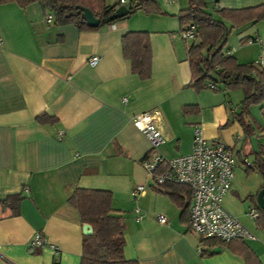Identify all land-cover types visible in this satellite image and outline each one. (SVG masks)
Listing matches in <instances>:
<instances>
[{
  "label": "crops",
  "instance_id": "obj_1",
  "mask_svg": "<svg viewBox=\"0 0 264 264\" xmlns=\"http://www.w3.org/2000/svg\"><path fill=\"white\" fill-rule=\"evenodd\" d=\"M157 1L161 13L138 11L96 30L47 22L49 12L37 1L25 6L0 2V264H80L85 223L68 201L78 187L111 192L113 212L125 223L126 258L139 264H244L228 244L207 246L209 252L199 256V237L181 222L178 205L148 176L141 159L154 151L131 118L152 110L160 112L165 141L159 151L166 157L190 153L197 124L209 140L233 149L237 166L223 206L253 233L254 239L241 241L264 264V228L246 215L254 199L244 198L240 206L232 197L244 189L238 180L243 176L241 165L250 168L242 149L249 140L254 153L264 144V135L259 130L244 133L232 112L239 109L230 90L193 87L188 44L179 34L177 15L188 0ZM205 2L230 9L264 4ZM233 29L238 43L224 49L242 64L261 56L259 65L264 67V50L245 40L263 34L264 19ZM128 31L149 33L147 78L132 72L123 56L121 39ZM94 55L100 61L91 66L88 59ZM188 104L197 105L198 111L185 114ZM256 107L250 108L251 115L262 123ZM42 114L50 119L40 122L37 117ZM137 185L145 191L133 198ZM13 194L21 195L16 214L1 205ZM135 207L142 214L138 221ZM160 214L167 222L158 221ZM36 233H42L47 244L35 252L29 242ZM215 247L219 252H213Z\"/></svg>",
  "mask_w": 264,
  "mask_h": 264
},
{
  "label": "trees",
  "instance_id": "obj_2",
  "mask_svg": "<svg viewBox=\"0 0 264 264\" xmlns=\"http://www.w3.org/2000/svg\"><path fill=\"white\" fill-rule=\"evenodd\" d=\"M7 1H16L21 6L37 1L52 14V21L55 24L71 23L80 30H96L116 20L129 18L138 11L147 14L162 12L157 0H129L125 4L127 14L117 19H110V15L118 4H121L120 2L108 5L105 0H0ZM84 7L90 9L99 19L97 26L87 24L82 15ZM208 7L211 9L208 10ZM177 15L182 29L191 23L196 27V39L185 40L189 41L187 58L193 87L197 90L207 88L215 92L241 89L243 98L239 103V111H233L234 118L238 120L245 134L251 135L255 130H259L264 135V67L254 62L239 63L228 52L229 49H224L233 28L264 19V4L230 9L213 4L209 6L205 0H188V6L179 10ZM249 37L245 39L246 42ZM121 45L123 56L130 62L132 72L140 78L149 77L151 72L149 33L128 31L122 36ZM210 84L213 87H210ZM255 105L259 106L262 123L251 115L250 108ZM197 111V105L188 104L183 107L185 114ZM37 119L44 122L50 117L42 114ZM253 159L255 167L263 173L264 144L258 145L257 151L253 153ZM158 187L178 205L180 220L188 227L190 196L188 187L178 183H165ZM20 200V194L9 195L1 205L9 208L12 214H16ZM68 201L78 209L82 223H88L92 227L91 234L82 236L80 264H139L137 259H129L124 255L125 223L122 216L113 212L112 194L109 190L78 187L69 196ZM254 204L259 214L256 225L264 228V208L257 205L256 198ZM199 242L204 246L202 257L209 252L205 247L228 244L231 252L243 258L244 264H263L254 251L241 240L225 242L207 238ZM33 251L36 252L38 249Z\"/></svg>",
  "mask_w": 264,
  "mask_h": 264
},
{
  "label": "built area",
  "instance_id": "obj_3",
  "mask_svg": "<svg viewBox=\"0 0 264 264\" xmlns=\"http://www.w3.org/2000/svg\"><path fill=\"white\" fill-rule=\"evenodd\" d=\"M128 1L120 0V3L125 5ZM52 19L51 13L46 14L47 22ZM179 34L184 40H194L197 37L196 27L191 23ZM247 42L257 44L264 50V32L250 36ZM2 43L3 39L0 34V45ZM99 61L98 55L88 59L91 66L97 65ZM261 62V56L254 61L256 65ZM209 86L213 87L212 84ZM235 110L233 108L232 112ZM160 120L158 110L143 111L131 118L132 124L147 138L154 151L150 155L143 156L141 163L156 186L178 183L188 187L190 194L189 231L196 234L199 240L216 238L229 242L235 239H254L253 233L223 206V197L231 188L237 166V158L233 149L218 140H209L204 135L201 125L197 124L194 126L190 153L166 157L159 151L165 141L160 128ZM144 191L143 185H137L131 191V197L136 198ZM134 212L136 220H140L142 218L140 209L135 207ZM246 215L256 220L259 214L256 207L251 206L247 209ZM157 218L161 223L167 222L164 214L158 215ZM46 244L47 241L43 234L36 233L29 242V248L33 251ZM203 250L204 246L199 242L196 247L197 254L201 256Z\"/></svg>",
  "mask_w": 264,
  "mask_h": 264
},
{
  "label": "rangeland",
  "instance_id": "obj_4",
  "mask_svg": "<svg viewBox=\"0 0 264 264\" xmlns=\"http://www.w3.org/2000/svg\"><path fill=\"white\" fill-rule=\"evenodd\" d=\"M236 43H238L237 29H233L231 30L228 36V39H227L226 44L224 45L225 46L224 48H229V46H235ZM187 44H189V41H187ZM230 98L233 102H236L235 105L238 104L237 106L239 107V103L243 98L242 90L241 89L230 90ZM254 110H255L256 116L258 118L259 117L262 118L259 108L256 107L254 108ZM255 120L257 119L255 118ZM241 156L242 158L244 157L247 158V162H248V165H250V168H247V165L245 164H242L240 167L242 169L241 171L243 172V176L238 175V180L241 179L244 189L238 192V197L235 198L234 194L232 196L234 197L233 201L236 202L237 205H240V204L242 205V203H244V198H247L248 200H250L249 196L255 199L258 195V192L262 188L261 184L264 183V177L262 173L253 164V160H254L253 151L249 143V140H247L244 148L242 149ZM229 200L231 201L232 199L230 198Z\"/></svg>",
  "mask_w": 264,
  "mask_h": 264
},
{
  "label": "water",
  "instance_id": "obj_5",
  "mask_svg": "<svg viewBox=\"0 0 264 264\" xmlns=\"http://www.w3.org/2000/svg\"><path fill=\"white\" fill-rule=\"evenodd\" d=\"M83 10V18L85 19V21L87 22V24L89 26H97L99 24V19L96 18L93 13L91 12L90 9L88 8H82ZM127 14V8L125 5H119L118 7H116L115 11L110 15V19H117L120 17H123ZM263 177H264V172L262 173ZM256 202L257 205L260 208H264V187L258 192V195L256 197ZM83 232L85 234H91L92 233V227L90 224L85 223L83 225ZM219 247H215L213 248V252L217 253L219 252Z\"/></svg>",
  "mask_w": 264,
  "mask_h": 264
}]
</instances>
